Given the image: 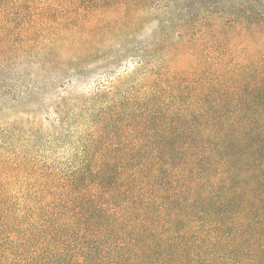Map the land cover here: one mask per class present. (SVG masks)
Masks as SVG:
<instances>
[{
    "label": "trees",
    "instance_id": "trees-1",
    "mask_svg": "<svg viewBox=\"0 0 264 264\" xmlns=\"http://www.w3.org/2000/svg\"><path fill=\"white\" fill-rule=\"evenodd\" d=\"M0 264H264V0H0Z\"/></svg>",
    "mask_w": 264,
    "mask_h": 264
}]
</instances>
